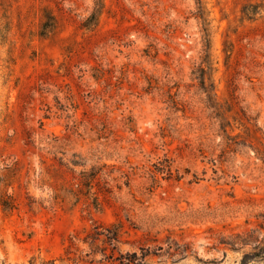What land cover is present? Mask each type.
<instances>
[{
    "label": "rangeland",
    "instance_id": "1",
    "mask_svg": "<svg viewBox=\"0 0 264 264\" xmlns=\"http://www.w3.org/2000/svg\"><path fill=\"white\" fill-rule=\"evenodd\" d=\"M259 142L264 0H0V264H240Z\"/></svg>",
    "mask_w": 264,
    "mask_h": 264
},
{
    "label": "trees",
    "instance_id": "2",
    "mask_svg": "<svg viewBox=\"0 0 264 264\" xmlns=\"http://www.w3.org/2000/svg\"><path fill=\"white\" fill-rule=\"evenodd\" d=\"M98 16V15H97ZM96 15H93L92 19L94 23L97 22ZM258 141V139H257ZM259 147L257 149H253L256 156L259 157V160L264 164V145H262L260 142L258 143ZM84 175V174H81ZM8 176H3L2 179H0V183L5 184V182L8 181ZM13 210H16V205L14 203V200L11 196H9L7 193H0V211L2 213H10ZM253 234H234L231 236H228L227 238H222L219 246L223 247V249L229 250V251H242L244 249L249 248L250 252L244 253L240 264H250L253 262H264V241L258 242L255 240L254 242L251 241V236ZM182 247H179L176 243H172L171 245H168V256L176 255V256H182L184 254H187L186 248L183 252ZM163 249L158 248L156 250V253H151L150 250L146 249H140V254L131 253V254H125L124 256L119 257L118 264H144L145 261L150 257H157L158 254L162 253ZM171 252V253H170Z\"/></svg>",
    "mask_w": 264,
    "mask_h": 264
}]
</instances>
